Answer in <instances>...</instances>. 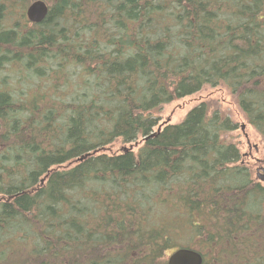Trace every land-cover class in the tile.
<instances>
[{
  "label": "trees",
  "instance_id": "1",
  "mask_svg": "<svg viewBox=\"0 0 264 264\" xmlns=\"http://www.w3.org/2000/svg\"><path fill=\"white\" fill-rule=\"evenodd\" d=\"M33 1L0 0V264H168L180 247L264 264L237 123L207 101L160 115L221 86L264 139V0H45L40 23Z\"/></svg>",
  "mask_w": 264,
  "mask_h": 264
},
{
  "label": "rangeland",
  "instance_id": "2",
  "mask_svg": "<svg viewBox=\"0 0 264 264\" xmlns=\"http://www.w3.org/2000/svg\"><path fill=\"white\" fill-rule=\"evenodd\" d=\"M202 101H207L211 106V111L218 110L220 113L229 116L238 128L228 132L225 139L237 144L243 155L241 163L249 166L255 179L257 176L258 159L264 161V139L262 136L247 122L244 114L232 94L225 87H205L200 93L183 98L179 101L165 105L161 112V122L167 119L172 122H178L185 117L187 112ZM244 125V128H243ZM129 144L117 143L113 149L128 147ZM264 163V162H263ZM259 180V179H258ZM260 181V180H259ZM264 186V181H260ZM184 237V236H183ZM173 251H168L166 258Z\"/></svg>",
  "mask_w": 264,
  "mask_h": 264
},
{
  "label": "water",
  "instance_id": "3",
  "mask_svg": "<svg viewBox=\"0 0 264 264\" xmlns=\"http://www.w3.org/2000/svg\"><path fill=\"white\" fill-rule=\"evenodd\" d=\"M49 11V5L45 0H35L27 7L26 15L31 22L40 23L47 17ZM257 176L260 181H264V168L263 174H258ZM167 262L168 264H203L204 256L194 248L180 247L168 256Z\"/></svg>",
  "mask_w": 264,
  "mask_h": 264
},
{
  "label": "flooded vegetation",
  "instance_id": "4",
  "mask_svg": "<svg viewBox=\"0 0 264 264\" xmlns=\"http://www.w3.org/2000/svg\"><path fill=\"white\" fill-rule=\"evenodd\" d=\"M257 162L259 163V166H257L256 170H257V175L258 174H263V168H264V161H261L260 159L257 160Z\"/></svg>",
  "mask_w": 264,
  "mask_h": 264
}]
</instances>
